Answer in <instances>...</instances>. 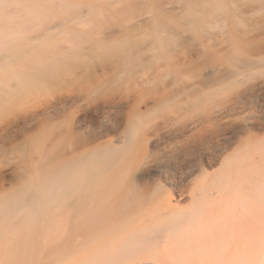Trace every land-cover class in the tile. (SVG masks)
<instances>
[{"label":"bare ground","instance_id":"bare-ground-1","mask_svg":"<svg viewBox=\"0 0 264 264\" xmlns=\"http://www.w3.org/2000/svg\"><path fill=\"white\" fill-rule=\"evenodd\" d=\"M263 43L264 0H0V134L68 123L72 154L0 202V264H229L264 199V57L218 67Z\"/></svg>","mask_w":264,"mask_h":264},{"label":"rangeland","instance_id":"rangeland-1","mask_svg":"<svg viewBox=\"0 0 264 264\" xmlns=\"http://www.w3.org/2000/svg\"><path fill=\"white\" fill-rule=\"evenodd\" d=\"M261 45L262 46H259V48H256V46L252 44H245L243 46V50L245 51L244 55H236L231 53L221 55L220 58L224 59V61H221L218 68L224 73L236 69L244 71L257 67L259 65L257 58L264 57V43ZM247 57H251L252 59L248 60ZM210 70L211 69H207L206 71ZM212 84L213 83H209L207 85L212 86ZM202 87L206 88L207 86ZM62 122L63 121H60V123ZM48 125L49 124H46L45 122L38 123V121L31 122L19 119L11 122V128L9 131L5 132V134H0V202L10 198L11 200H14L28 190V188L31 186V182L33 181V177H35L36 173L38 172L36 166L37 163L41 161L42 154L45 153L51 158V167H55L54 170L58 169L64 163V159H68L72 156V154L61 152L59 146L61 135L67 133L66 130H68L69 124L62 123L59 131H55H58V134H55L52 138L45 140L42 138L43 134L41 133V130H43ZM253 133L257 136H264V131L259 128L255 129ZM107 140L108 139L104 138L102 141ZM39 144H42L43 147L40 148ZM39 173H41V171ZM254 205H256L255 207L257 209L258 215L261 218L256 215L257 213H254V219L251 218V221L248 222V224L251 223L249 226L251 225V227L253 226V228H255L253 229L251 227H246L250 231L244 228L243 232L240 231L239 234H237L236 239L232 241L233 245H231V248L234 247L236 254L233 253L234 250L232 249L231 251H233L232 255L234 257L232 255H228V257L225 258V261H228L227 263L229 264L241 262L242 256L241 254L238 255V252H242L244 257H249L253 264H260L257 261L262 260L261 250L264 247V236L260 237L259 235H264L261 234L264 233V217L261 216L264 215V212L263 214L261 213V210L264 209V199H262L261 202L257 200L254 202ZM241 232L245 234H241ZM255 238H257V241ZM237 242L240 244H237ZM229 252L227 254H231ZM215 257L216 260H219L221 255ZM215 259H210L208 261L209 263L207 262L206 264H219L220 260L216 261Z\"/></svg>","mask_w":264,"mask_h":264}]
</instances>
